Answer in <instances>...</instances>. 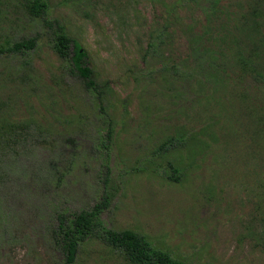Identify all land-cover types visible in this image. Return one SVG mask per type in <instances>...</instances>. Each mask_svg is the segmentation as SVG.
<instances>
[{"label": "rangeland", "instance_id": "obj_1", "mask_svg": "<svg viewBox=\"0 0 264 264\" xmlns=\"http://www.w3.org/2000/svg\"><path fill=\"white\" fill-rule=\"evenodd\" d=\"M30 1L0 0V126L14 125L26 137L1 161L7 219L0 237L7 236L0 264H63L50 239L57 216L91 210L107 197L108 228L132 230L176 260L264 264V137L242 118L236 96L234 115L203 97L190 110L186 98L147 77L143 55L163 7L151 0H43L47 13L35 18ZM58 27L107 83L105 103L56 53ZM30 39L33 50L12 52ZM186 52L180 36L170 53ZM184 134L185 145L161 151ZM75 264L131 263L89 241Z\"/></svg>", "mask_w": 264, "mask_h": 264}, {"label": "trees", "instance_id": "obj_2", "mask_svg": "<svg viewBox=\"0 0 264 264\" xmlns=\"http://www.w3.org/2000/svg\"><path fill=\"white\" fill-rule=\"evenodd\" d=\"M151 1L163 7V17L149 32L143 55L147 77L157 81L158 90L165 88L175 98H186L190 110L197 102L201 103L203 97L234 115L237 108L231 102L236 96L242 104L239 107L242 118L249 119L254 135L264 137V0ZM28 9L33 17L41 18L48 6L43 0H32ZM188 15L197 17L193 19ZM180 36L187 42V52L181 57L170 53L175 51ZM55 38L54 49L68 63L70 74L100 104L108 101L107 83L97 81L83 47L70 38L63 27H58ZM35 47L36 40H24L15 43L12 52L24 53ZM236 85L240 89H236ZM251 109L253 111L249 112ZM14 129V125L0 126V178L1 161L7 149L19 146L20 139L26 138ZM193 138L192 135L190 139ZM186 140L185 134L171 137L164 142L161 151L185 145ZM202 146L208 147V144ZM110 202L107 197L91 210L74 214L62 212L57 216L50 239L63 264H75L80 248L89 241H100L121 252L131 264H188L155 248L132 230L118 232L108 228L102 214ZM6 219V214L0 212V224H5ZM5 236L0 237V243Z\"/></svg>", "mask_w": 264, "mask_h": 264}]
</instances>
